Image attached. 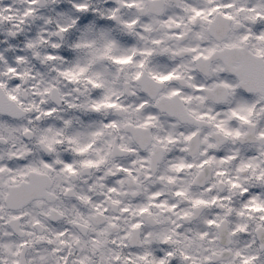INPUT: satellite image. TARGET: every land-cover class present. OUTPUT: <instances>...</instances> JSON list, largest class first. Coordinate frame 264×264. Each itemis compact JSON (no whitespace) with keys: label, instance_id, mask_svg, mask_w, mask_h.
<instances>
[{"label":"snow or ice","instance_id":"obj_1","mask_svg":"<svg viewBox=\"0 0 264 264\" xmlns=\"http://www.w3.org/2000/svg\"><path fill=\"white\" fill-rule=\"evenodd\" d=\"M23 4L0 264H264V0Z\"/></svg>","mask_w":264,"mask_h":264},{"label":"clouds","instance_id":"obj_2","mask_svg":"<svg viewBox=\"0 0 264 264\" xmlns=\"http://www.w3.org/2000/svg\"><path fill=\"white\" fill-rule=\"evenodd\" d=\"M10 2L14 8L22 9L24 7L23 0H10ZM5 27H7V26H5ZM0 35H3V29H0ZM3 38L4 39H12V40L15 39V37L9 38L7 36H4ZM53 39H55V38H53Z\"/></svg>","mask_w":264,"mask_h":264}]
</instances>
